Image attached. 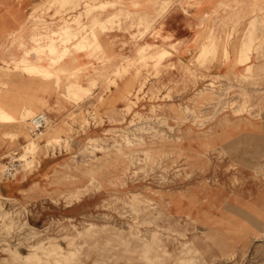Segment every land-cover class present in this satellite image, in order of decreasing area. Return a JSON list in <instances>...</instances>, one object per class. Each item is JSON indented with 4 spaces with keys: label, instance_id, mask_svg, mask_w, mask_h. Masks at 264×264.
Returning a JSON list of instances; mask_svg holds the SVG:
<instances>
[{
    "label": "rangeland",
    "instance_id": "rangeland-1",
    "mask_svg": "<svg viewBox=\"0 0 264 264\" xmlns=\"http://www.w3.org/2000/svg\"><path fill=\"white\" fill-rule=\"evenodd\" d=\"M150 2L0 0V93L48 120L0 119V264H264V0L190 63L157 23L188 1Z\"/></svg>",
    "mask_w": 264,
    "mask_h": 264
},
{
    "label": "crops",
    "instance_id": "crops-1",
    "mask_svg": "<svg viewBox=\"0 0 264 264\" xmlns=\"http://www.w3.org/2000/svg\"><path fill=\"white\" fill-rule=\"evenodd\" d=\"M123 1L124 4H126V6L129 8V10L135 9L134 2L138 4L137 9H140L141 11L142 10L146 11L147 9H149L148 11H150V9H152V3L150 2L151 0H132V1L123 0ZM187 1L189 7H185V5H182L180 7H177V5L169 6L166 9L167 10L166 13H164L160 17V21H157V23L161 27L160 32L162 33V36L166 37L170 35V39L167 42H163L164 47L169 50L171 49L176 50L177 55L179 54L182 57H185L187 62L190 63V60L194 61L195 59L198 58L200 51H202L206 47L208 48L206 43V39L208 38V33L205 31L203 20L206 14H210L213 11L212 7H215L222 0H187ZM157 23H156V30L159 29L158 28L159 25ZM113 34L116 36L121 35L119 32L112 30V32L109 34L110 37ZM116 36L112 37L113 42H110V44L114 45L113 46L114 49H119L118 48L119 42H116L114 40ZM158 53H160V55H164V51ZM172 59L175 60L174 55H172ZM222 61L223 59L221 60V62L212 61L210 62L209 66L213 67V70L215 71L219 70L222 66H227L225 65V63H222ZM76 66L77 65H75L74 68H76ZM41 70L45 73H51V71L48 70V68ZM72 83H76V82H72ZM79 87L84 88V86L80 84ZM43 103L44 102L42 101V99L37 98V102L36 103L30 102L29 107L26 108L24 111L21 108L18 97L12 96V98L10 99L7 97V94L5 92L0 93V104L7 105V110H12L13 114L16 113L15 115L16 118L19 114L22 113L31 114V116H34V114L39 113L37 111L41 109V105ZM42 177L44 176H39V179H41ZM86 198L87 197H82L81 199H79V201L72 204V207L74 208L76 207L75 210L76 213H81L83 211H86L87 208H89V206L90 207L93 206V204L88 205L85 202Z\"/></svg>",
    "mask_w": 264,
    "mask_h": 264
},
{
    "label": "built area",
    "instance_id": "built-area-1",
    "mask_svg": "<svg viewBox=\"0 0 264 264\" xmlns=\"http://www.w3.org/2000/svg\"><path fill=\"white\" fill-rule=\"evenodd\" d=\"M47 123V115L44 112L37 113L29 120V132L32 136L38 135L41 130L46 126ZM16 164L14 161L8 163L6 169L4 171V175L6 177L12 176L16 169Z\"/></svg>",
    "mask_w": 264,
    "mask_h": 264
},
{
    "label": "bare ground",
    "instance_id": "bare-ground-1",
    "mask_svg": "<svg viewBox=\"0 0 264 264\" xmlns=\"http://www.w3.org/2000/svg\"><path fill=\"white\" fill-rule=\"evenodd\" d=\"M39 113H41V112H39ZM15 115H16V113L13 114L12 110H6L4 108L0 109V119H3L4 121H12L13 118H16ZM30 116H31V114H23L22 113V114H19L17 116V119H18V121H23L24 122V121L28 120L30 118ZM46 125H47V123H46ZM40 134H44L43 131H41Z\"/></svg>",
    "mask_w": 264,
    "mask_h": 264
}]
</instances>
